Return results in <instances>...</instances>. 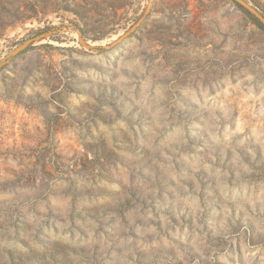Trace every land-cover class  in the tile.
<instances>
[{"label": "rangeland", "instance_id": "rangeland-1", "mask_svg": "<svg viewBox=\"0 0 264 264\" xmlns=\"http://www.w3.org/2000/svg\"><path fill=\"white\" fill-rule=\"evenodd\" d=\"M0 264H264V0H0Z\"/></svg>", "mask_w": 264, "mask_h": 264}, {"label": "bare ground", "instance_id": "bare-ground-1", "mask_svg": "<svg viewBox=\"0 0 264 264\" xmlns=\"http://www.w3.org/2000/svg\"><path fill=\"white\" fill-rule=\"evenodd\" d=\"M116 37V36H115Z\"/></svg>", "mask_w": 264, "mask_h": 264}]
</instances>
